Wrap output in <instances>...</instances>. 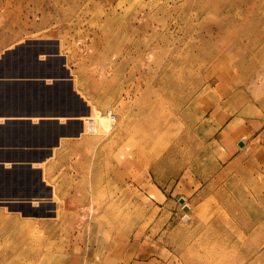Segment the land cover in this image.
<instances>
[{"label":"rangeland","instance_id":"374dc122","mask_svg":"<svg viewBox=\"0 0 264 264\" xmlns=\"http://www.w3.org/2000/svg\"><path fill=\"white\" fill-rule=\"evenodd\" d=\"M32 40L57 48L51 59L85 100L67 85L46 99L40 83L0 84V214L45 210L46 226L26 231L48 230L42 264L264 259V0H0V73L51 65ZM86 101L117 116L93 141L77 139L83 123L62 130L65 107ZM249 150L259 166L233 164ZM47 167L58 188L44 204V180L30 179ZM14 228L0 224V264L28 263Z\"/></svg>","mask_w":264,"mask_h":264},{"label":"bare ground","instance_id":"6f19581e","mask_svg":"<svg viewBox=\"0 0 264 264\" xmlns=\"http://www.w3.org/2000/svg\"><path fill=\"white\" fill-rule=\"evenodd\" d=\"M168 3V2H167ZM162 7V6H161ZM184 7V6H183ZM201 7V6H200ZM164 8V7H163ZM162 10V8H161ZM179 11H177L178 13ZM173 45V44H172ZM232 45V44H231ZM172 56V55H171ZM241 59V58H240ZM173 65V64H172ZM172 67V66H171ZM167 68V67H166ZM168 69V68H167ZM172 69V68H171ZM157 70V69H156ZM169 70V69H168ZM42 71V70H41ZM158 71V70H157ZM167 72V71H166ZM179 73V71H178ZM168 75V74H167ZM184 80V79H183ZM56 83V82H55ZM51 86V85H50ZM38 87V86H36ZM40 90H41V93L39 94V96L41 95V98L43 97H46V94L49 92L48 89L45 90V88L43 86L41 87H38ZM66 89V88H65ZM56 91V90H55ZM66 93V90H63V93ZM52 93H54V90H52ZM64 98V97H62ZM47 99V97H46ZM65 100V99H64ZM63 100V101H64ZM46 102V100L44 101ZM65 102V101H64ZM43 104V103H42ZM62 104V103H61ZM60 106V105H59ZM66 106V105H65ZM75 107V106H74ZM91 108V114L90 113V109ZM68 109V108H67ZM151 109V108H150ZM156 109V108H154ZM61 111V110H60ZM66 111V110H65ZM166 111V110H165ZM73 113H75V116H76V121H80L82 124V128L79 130L78 134H77V139H83V140H86V141H93L91 138H93L91 135H95L97 134L99 131H104V132H110L113 127H112V123H114V125L116 124L117 122V116H115V114L113 113L112 110H105V109H102V108H99L97 107L95 104H92L90 103L89 101H86V103L81 106V107H76L75 109H73L72 111ZM154 112V111H153ZM157 111H155L156 113ZM162 112V111H161ZM58 113V112H57ZM104 113V114H102ZM110 113H113L115 119L112 120V118H110ZM125 113V112H124ZM144 114V113H142ZM141 114V116H142ZM62 116V115H61ZM71 116V115H70ZM133 116V115H132ZM131 117V116H130ZM140 117V116H139ZM164 117V116H163ZM98 118V122L95 121V119ZM120 118V116H119ZM47 119H50V117L48 116ZM145 119V118H144ZM45 120V119H44ZM59 120V119H57ZM74 120V119H73ZM119 120V119H118ZM56 121V120H55ZM133 121V120H132ZM25 122V121H24ZM44 122V121H43ZM62 122L64 123V125L69 122L67 121V119L65 117L62 118ZM61 123V122H60ZM154 123V122H153ZM152 123V124H153ZM41 124V123H40ZM55 124V123H54ZM121 124V123H120ZM39 125V124H38ZM63 125V124H61ZM68 125V124H67ZM118 125V124H116ZM115 125V126H116ZM160 125V123H159ZM23 126V125H22ZM151 126V125H150ZM44 127V126H43ZM56 127V126H55ZM157 127V126H156ZM22 128H25L24 126ZM30 128V127H29ZM60 128V127H59ZM121 128V126H120ZM231 126L229 125L226 129H224L221 133H219L218 136H216L215 138V142H218L220 139L221 140H224L226 139L227 140V137L229 136V132L231 131ZM45 129V128H44ZM66 129V128H65ZM128 129V128H127ZM154 129V128H153ZM19 130V129H18ZM56 130V129H55ZM55 130L52 129L50 133H47V136L45 139L39 141V154H43V153H47V151L50 150V146L52 145V142L54 141V135H56L55 133ZM63 130V128H62ZM74 130V129H73ZM28 131V130H27ZM67 131V130H65ZM64 131V132H65ZM149 131V130H148ZM159 131V130H158ZM157 131V133H158ZM32 132V131H31ZM49 132V131H48ZM114 132V131H113ZM154 132V131H153ZM45 133V132H44ZM43 133V134H44ZM67 133V132H66ZM161 133V131H160ZM195 133V132H194ZM21 134H24L23 132ZM63 134V133H62ZM72 134V133H70ZM107 134V133H106ZM106 134H103V135H106ZM120 134V132L118 133ZM151 134V133H150ZM98 135V134H97ZM122 135V134H121ZM124 135V134H123ZM143 135V133H142ZM156 135V134H155ZM150 136V135H149ZM43 137V136H42ZM86 137V138H85ZM103 137V136H102ZM156 137V136H155ZM215 137V136H214ZM99 138V137H98ZM71 139V138H69ZM96 139V138H95ZM106 139V138H105ZM116 139V138H115ZM142 139V138H141ZM65 140V139H64ZM144 140V138H143ZM29 141V140H28ZM113 141V140H112ZM32 142V141H31ZM34 142V141H33ZM66 142V141H65ZM118 142V141H117ZM36 143V141H35ZM119 143V142H118ZM117 143V144H118ZM31 144V143H30ZM104 144V143H103ZM163 144V143H162ZM116 144H114L115 146ZM28 146V145H27ZM60 146V145H59ZM101 146V145H100ZM105 146V145H104ZM23 147V146H22ZM52 147V146H51ZM55 147H58L55 146ZM106 147V146H105ZM107 148V147H106ZM109 148V147H108ZM120 148V147H119ZM122 148V146H121ZM104 149V148H103ZM142 149V147H141ZM57 150V149H56ZM99 150V149H98ZM97 150V151H98ZM58 151V150H57ZM102 151V150H101ZM19 152V150L17 151ZM21 152V151H20ZM23 152V151H22ZM109 152V151H108ZM143 152V151H142ZM194 152H197L196 150L193 151ZM51 153V151H50ZM26 154V153H25ZM52 154V153H51ZM98 154V153H97ZM110 155V154H109ZM141 157V156H140ZM14 158V157H13ZM37 158L40 159V156H38ZM36 158V159H37ZM34 159V158H33ZM151 159L153 160V157L151 156ZM112 160V159H111ZM15 161V160H14ZM38 161V160H37ZM35 162V161H33ZM12 163V162H11ZM10 163V164H11ZM16 164V162H15ZM18 164V163H17ZM16 164V165H17ZM25 164V163H24ZM26 165V164H25ZM53 166V165H52ZM25 167V166H24ZM39 167V166H38ZM42 167V166H41ZM9 169V167H7ZM12 168V167H11ZM18 168V167H17ZM111 168V167H110ZM113 168V167H112ZM37 169V168H36ZM46 169V172L44 173L42 170H38L32 179L33 182H37L38 180H44V182L42 183V185L39 186L40 188V194L36 197L37 199L42 195H45L44 198H43V203L47 204V201H49L48 199H52L53 201H56L54 200V193H55V190L58 188L57 184V180H56V177L54 178V176H49V174H52L51 172V169L50 168H45ZM10 171V170H9ZM14 171V170H13ZM35 172V171H34ZM109 172V171H107ZM20 174V173H19ZM6 175V174H5ZM45 175V177H44ZM29 176V175H28ZM95 176V175H94ZM31 177V176H30ZM96 178V176H95ZM94 178V179H95ZM91 179H92V176H91ZM6 180V179H5ZM93 180V179H92ZM1 182V180H0ZM82 182H84L86 185V187H91V185H88L89 184V180L87 178H84L82 180ZM93 182V181H92ZM25 183V182H24ZM96 182H94L95 184ZM23 184V183H22ZM21 185V184H20ZM9 186V185H8ZM36 186V185H34ZM3 187V186H2ZM27 187V186H25ZM71 187V186H70ZM19 188V187H18ZM24 189V188H23ZM22 189V190H23ZM17 192V191H16ZM11 193V192H10ZM17 194V193H16ZM22 194V192H21ZM15 195V194H14ZM19 195V194H18ZM25 195V194H24ZM36 195V194H35ZM13 197V196H12ZM15 198V197H14ZM39 207V206H38ZM36 207L35 210L32 209V207H29V212H30V217H25L23 216L22 212L17 209V208H13L12 210H8V213L7 211H5V209L3 210L4 212H2L0 214V224H4V225H7V226H10V228L12 227H15L14 230L17 232L16 233V237L15 239L13 240L15 242V254L17 255L16 256V260L19 261L20 263L21 262H28L27 264H42L45 259L44 258H41V256L43 255L44 253V248L42 247V243L38 242L39 239H47L49 237V234H48V230L47 229H44L42 231H40V233L38 235H35L33 233H30V235L26 232L28 229H31L33 230V232H37L38 229H36L38 226H39V222L40 220L43 221V225L44 227L46 226V222H49V219L47 221V215H46V212L44 209L42 208H38ZM111 209V208H109ZM25 211L27 212L28 211V207L26 206L25 207ZM111 212H113V209L110 210ZM189 211V208L186 207L185 208V212L188 213ZM190 211H191V208H190ZM108 217V216H107ZM12 218H14V221H12ZM187 219H190L189 218V213L187 214ZM187 221V220H186ZM190 223V222H188ZM41 224V223H40ZM261 224V223H260ZM114 227V226H113ZM11 231L13 229H10ZM30 232V231H29ZM51 235V234H50ZM197 239V238H196ZM46 249V248H45ZM48 250V249H47ZM45 254H50L49 251H47ZM257 255V254H256ZM255 255V256H256ZM45 256V255H44ZM254 256V261H252L251 263L249 264H263L264 263V259H263V255H257L256 257ZM61 259V257H60ZM251 260V259H250Z\"/></svg>","mask_w":264,"mask_h":264},{"label":"crops","instance_id":"0c3cea01","mask_svg":"<svg viewBox=\"0 0 264 264\" xmlns=\"http://www.w3.org/2000/svg\"><path fill=\"white\" fill-rule=\"evenodd\" d=\"M29 45H32L31 46V50L35 51L36 55L39 54L40 56L41 55H44L46 56L47 59H43L41 60V63H50L51 65L50 66H47V68H51L53 66H55L56 70H47V68L42 71H34V70H26L25 72L23 70H21L22 72H20L19 74L17 73L16 75H14L13 77L6 73V72H1L0 73V84H9L11 83V85L13 86H17V84H19V87H23L25 85H29L31 83H40L44 88L46 87L49 91L51 90H58L61 91V90H66L64 89L65 88V85L67 86H70V91L69 93L73 96H75L77 99L79 98L80 101L84 100L82 99L76 92H75V88H74V85L71 84L70 82H73V78L71 79V74L68 72V73H62L61 71L63 70L62 69V64H60L57 60H53L51 59L50 55L51 54H57V48L56 50L52 49L48 44V42H44V43H36V42H33L32 41H28ZM38 58V57H37ZM57 63V64H56ZM53 64V66H52ZM55 64V65H54ZM49 71H52V72H49ZM48 79V78H52V83L51 84H46V80L45 79ZM56 82V83H55ZM25 84V85H24ZM22 85V86H21ZM51 85V86H50ZM61 85H63L64 87L62 88ZM60 86V87H59ZM74 88V89H73ZM85 101V100H84ZM65 109L67 110V108L65 107ZM90 109V113L91 114V108ZM73 111V105H69V108H68V113H63V116L62 117H65L67 119V121H69L67 124L63 125L64 127H62L63 129L65 128H71L74 124L75 125H80L81 122L80 121H76V116H75V113L72 112ZM71 115V116H70ZM51 118H56L55 116L54 117H51ZM74 119V121H72ZM49 125L51 124V122H45V124H48ZM59 123L56 121V124ZM29 124V123H27ZM44 124V123H42ZM58 125V124H57ZM51 126H48L47 128H50ZM54 139L57 138V134L54 135L53 137ZM56 141V140H55ZM227 142V140H226ZM244 146V145H243ZM241 146V147H243ZM236 152V151H235ZM235 152L233 151L232 155L229 154V157L233 156L234 159V163L235 165H241L242 162H244L245 159H250L251 161H253V165H257L259 166V163L256 161V157H255V162H254V158H252V155H254L255 153L254 152H259L258 150L252 152L251 150H249L248 152H246V154H241V155H234ZM231 153V152H230ZM247 157V158H246ZM262 160H264V157L262 158ZM264 163V161H263Z\"/></svg>","mask_w":264,"mask_h":264},{"label":"built area","instance_id":"2783aa9c","mask_svg":"<svg viewBox=\"0 0 264 264\" xmlns=\"http://www.w3.org/2000/svg\"><path fill=\"white\" fill-rule=\"evenodd\" d=\"M110 118H112V120H114L115 119V117H114V115H113V113H110Z\"/></svg>","mask_w":264,"mask_h":264},{"label":"water","instance_id":"95a60500","mask_svg":"<svg viewBox=\"0 0 264 264\" xmlns=\"http://www.w3.org/2000/svg\"><path fill=\"white\" fill-rule=\"evenodd\" d=\"M243 144H241V146H242ZM183 202V200H181V203Z\"/></svg>","mask_w":264,"mask_h":264}]
</instances>
